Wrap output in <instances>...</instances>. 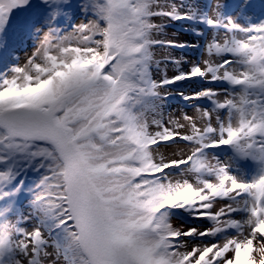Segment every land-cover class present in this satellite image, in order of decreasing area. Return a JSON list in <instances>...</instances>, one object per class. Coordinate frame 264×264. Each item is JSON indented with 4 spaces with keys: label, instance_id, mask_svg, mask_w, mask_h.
I'll list each match as a JSON object with an SVG mask.
<instances>
[{
    "label": "snow or ice",
    "instance_id": "obj_1",
    "mask_svg": "<svg viewBox=\"0 0 264 264\" xmlns=\"http://www.w3.org/2000/svg\"><path fill=\"white\" fill-rule=\"evenodd\" d=\"M195 5L0 0V264H264V86L251 120L238 108L234 127L229 112L244 103L246 90L235 89L252 71L233 66L259 56L264 68V0H217L226 33L237 5L248 22L235 28L248 40L234 38L227 51L208 0ZM250 7L262 13L256 23ZM175 22L194 39H164ZM157 49L181 56L157 59ZM201 49L204 66L190 64ZM205 78L223 87L181 89L177 99L203 102L216 137L209 147L233 146L259 174L240 180L214 169L192 208L187 196L162 200L158 174L144 169L139 114L155 107L156 88ZM175 209L195 223L174 225Z\"/></svg>",
    "mask_w": 264,
    "mask_h": 264
},
{
    "label": "rangeland",
    "instance_id": "obj_2",
    "mask_svg": "<svg viewBox=\"0 0 264 264\" xmlns=\"http://www.w3.org/2000/svg\"><path fill=\"white\" fill-rule=\"evenodd\" d=\"M213 1L217 2V0H213ZM176 2L179 4L180 0H176ZM189 3H192L193 6H196L195 0H185L186 5ZM209 4L210 3L208 2V5ZM202 10L203 9H201V11ZM217 11L219 12L220 10L217 9L215 12L212 13V15L222 21V16L217 15L218 13ZM77 15L79 16V13H77ZM259 16L260 14H258V17ZM237 17L239 18V16ZM173 31L178 32V30H175L169 27L168 35L164 37V39H167V40H171V39L183 40L184 39L181 36H179V38H175L176 36L172 35ZM216 33H217L216 38L224 42L225 34L218 32V31H216ZM226 35L230 39H234L235 37H237V34L235 33H232V34L227 33ZM185 37L189 38L188 36H185ZM240 37L243 38L242 36ZM189 40L192 41L193 39H189ZM167 56H175V52H172L170 50H164V49L156 50L157 59H163ZM177 56L179 57L181 56V54H178ZM193 57H195V59H193ZM188 59L190 61V64H194L199 61L201 62V66H204L203 62L207 61L209 57L205 55V50H204L203 54H198V53L192 54L188 56ZM163 67L164 65H161V68ZM167 68H168V75L173 74V65L169 64L167 65ZM234 68L240 71L243 70L242 67H239L236 65H234ZM252 69L254 70V67H252ZM259 70L256 69V72L254 74H253V71H251L252 79L260 77L261 74L259 73ZM263 70H261L262 71L261 73L264 72ZM198 89H199L198 87L190 88V90H192L191 93H193L194 90H198ZM156 90H161V89L156 88ZM161 91H166V90H161ZM178 94L179 93H176V95ZM220 99L223 100L225 99V97L221 96ZM259 99L256 95H252L251 92L250 93L246 92V96L244 99L245 105L243 103H237L238 105L241 106L240 108L246 109V111L249 113L248 119L250 118L252 119V113L254 112L257 106L256 102ZM154 103H155V107H152L151 105L146 106L139 114V123L144 132V135L142 136H146L149 134L150 136H147V137L156 139L157 137L165 136L163 135L165 134L164 132L170 131L174 133H185L186 135L190 136L189 140H187L186 142H188V145H190L192 148L201 144L202 142L216 138L213 135H211L209 132V129H210L209 123L205 124L209 120L204 119L203 125H196L197 123H196L195 114L202 115L203 117L208 116L207 114H202V110L200 108L199 109L195 108V114H192L191 112H185L183 108L176 103L168 105L165 102L163 104L158 99H156ZM229 112L232 114L231 125L234 127H238L239 121H240V113L237 110L235 111L229 110ZM185 113L187 115H185ZM220 116L223 118L226 116V114L221 112ZM211 125L212 126L216 125L215 114L213 115V118L211 120ZM195 126H199V127H195ZM194 132H196V135H194ZM142 136L140 137L145 139ZM179 138L180 137H178L177 135L171 134L169 142L160 143L159 146H156L158 142V140H156L153 146L140 147V151L143 154L142 159H143L144 169L146 171L152 172L151 170L152 166H158V165L163 166L169 161H172V160L174 161V160H177L178 158L185 156V154L187 153V151L183 149L184 148L183 144H185V142H180ZM171 141H174V142H171ZM202 160L203 158L201 156H195L193 158V162L189 164L188 166L182 168L181 171L175 172V173L162 174V175L157 176L156 177L157 189L161 193V199L167 202L168 200L172 199V196L174 195V193L181 191V190H185V189L192 190L196 195L201 194L200 190L206 186L207 180L205 179V174L203 173V170L201 168H196L194 163L200 164ZM206 164L207 165L205 169L207 172H210L208 170V164H211V163L209 162ZM164 167L166 169L168 168L167 165ZM219 170H222V168H220ZM171 171L173 172L176 171V168L171 169ZM173 219H177V218L173 216L172 220ZM174 221L177 222V220H174ZM192 223H195V221L181 218L180 222L178 221L174 225L188 226L189 224H192Z\"/></svg>",
    "mask_w": 264,
    "mask_h": 264
},
{
    "label": "bare ground",
    "instance_id": "obj_3",
    "mask_svg": "<svg viewBox=\"0 0 264 264\" xmlns=\"http://www.w3.org/2000/svg\"><path fill=\"white\" fill-rule=\"evenodd\" d=\"M208 2L209 3H211L212 4V6H214V1L213 0H208ZM217 9H215L214 7H209L208 6V8H207V13H208V15H210L212 12H215ZM201 11V10H200ZM203 11V10H202ZM201 11V12H202ZM230 11H232V10H230ZM258 14H260V16L262 15V13L260 12V11H258ZM229 15H231V17L233 18V21H235V24H231V23H228L227 24V27L229 28V29H231L232 31H230V34H232L233 32H235V28H236V26L237 25H240V26H242V24H247V23H245V22H243L244 21V19L243 18H241V17H237V15H236V12H230V14ZM260 16L259 17H256V18H260ZM257 19V20H258ZM225 25H226V23H225ZM180 31H183L182 29H180ZM209 31H213L212 29H210ZM179 33V35H177L175 38H179V36H181L182 38H184L183 40H188V41H190L189 39H194V37H193V35L190 33V35L188 36L189 38H187V37H185V35H183V34H181L180 32H178ZM223 33H226L224 30H223ZM215 50V49H214ZM171 51V50H170ZM220 51H223V47H220ZM177 52V53H176ZM175 52V56L176 57H178L177 55H178V53H179V51H176ZM177 54V55H176ZM198 80V79H197ZM204 81H206V78L205 79H203ZM199 81V80H198ZM186 82H184L183 84H181V85H184ZM180 85V86H181ZM244 87H245V89H247V90H250L249 89V87H247V85H244ZM243 87V88H244ZM176 88H178V87H176ZM213 88H214V86H213ZM252 90H254L253 88H251ZM255 90H257V92H259V89H255ZM176 93H178V91H176ZM202 111H204L203 110V108L201 109ZM205 112V111H204ZM206 113V112H205ZM207 114V113H206ZM183 149H185V151H187L189 154H191L192 152H194L197 148H194V149H190L189 147H184ZM203 149V146L200 148V147H198V150H199V154H200V156H201V154L202 155H213V154H211V153H208V152H205V150H202ZM239 155H241V154H239ZM226 157L227 158H229L227 155H226ZM211 158H213V157H211ZM244 163V162H243ZM245 164V163H244ZM194 198H196V197H192V199H194ZM191 201H189V203H190ZM187 203H188V201H187ZM195 203V202H194ZM175 214H177L178 215V213L177 212H174ZM174 217L175 218H177V219H173L172 220V223L173 224H176L178 221L180 222V219H181V217H176V215H174ZM174 220H177V222L176 221H174Z\"/></svg>",
    "mask_w": 264,
    "mask_h": 264
}]
</instances>
